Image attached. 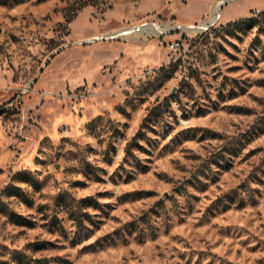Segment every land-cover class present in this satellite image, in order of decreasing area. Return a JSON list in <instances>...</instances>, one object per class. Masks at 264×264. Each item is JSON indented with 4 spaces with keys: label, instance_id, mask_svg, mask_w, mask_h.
Returning <instances> with one entry per match:
<instances>
[{
    "label": "rangeland",
    "instance_id": "1",
    "mask_svg": "<svg viewBox=\"0 0 264 264\" xmlns=\"http://www.w3.org/2000/svg\"><path fill=\"white\" fill-rule=\"evenodd\" d=\"M27 256L264 264V0H0V264Z\"/></svg>",
    "mask_w": 264,
    "mask_h": 264
},
{
    "label": "trees",
    "instance_id": "2",
    "mask_svg": "<svg viewBox=\"0 0 264 264\" xmlns=\"http://www.w3.org/2000/svg\"><path fill=\"white\" fill-rule=\"evenodd\" d=\"M71 20H72V18L70 17L68 19V21H71ZM246 21L254 23L256 21V18L255 17H248V18L237 19V20L231 21L229 23V25L240 26ZM93 198L94 197L90 196V197H87L84 200L87 201L88 203H91L93 201ZM33 244H34V246L36 248H43V247H45V246H47V245H49L51 243L49 241H46V240H41V241H35ZM21 258H22L20 260L21 264H47L50 261V259L48 257L35 258V257H32V256H30V257L27 256V257H21Z\"/></svg>",
    "mask_w": 264,
    "mask_h": 264
},
{
    "label": "bare ground",
    "instance_id": "3",
    "mask_svg": "<svg viewBox=\"0 0 264 264\" xmlns=\"http://www.w3.org/2000/svg\"><path fill=\"white\" fill-rule=\"evenodd\" d=\"M218 19H219V16L214 15V16H212V18L209 21L215 22ZM207 25H208V22L207 21H204V22H202V23H200L198 25H196V24H189V25H186V27H189L191 29H203V28H206ZM179 26L185 27V25H182V24H179ZM157 29L160 30V31H163L164 30L163 28H161L159 26H157Z\"/></svg>",
    "mask_w": 264,
    "mask_h": 264
},
{
    "label": "built area",
    "instance_id": "4",
    "mask_svg": "<svg viewBox=\"0 0 264 264\" xmlns=\"http://www.w3.org/2000/svg\"><path fill=\"white\" fill-rule=\"evenodd\" d=\"M180 41L179 40H174V41H172V43H171V47L172 48H179L180 47Z\"/></svg>",
    "mask_w": 264,
    "mask_h": 264
}]
</instances>
